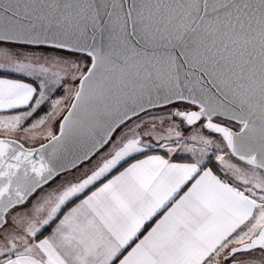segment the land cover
Returning <instances> with one entry per match:
<instances>
[{
	"label": "snow or ice",
	"instance_id": "obj_1",
	"mask_svg": "<svg viewBox=\"0 0 264 264\" xmlns=\"http://www.w3.org/2000/svg\"><path fill=\"white\" fill-rule=\"evenodd\" d=\"M0 264H264V0H0Z\"/></svg>",
	"mask_w": 264,
	"mask_h": 264
},
{
	"label": "rangeland",
	"instance_id": "obj_2",
	"mask_svg": "<svg viewBox=\"0 0 264 264\" xmlns=\"http://www.w3.org/2000/svg\"><path fill=\"white\" fill-rule=\"evenodd\" d=\"M38 146V145H37Z\"/></svg>",
	"mask_w": 264,
	"mask_h": 264
}]
</instances>
